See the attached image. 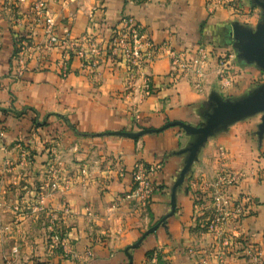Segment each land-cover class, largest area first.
Here are the masks:
<instances>
[{"label":"crops","instance_id":"crops-1","mask_svg":"<svg viewBox=\"0 0 264 264\" xmlns=\"http://www.w3.org/2000/svg\"><path fill=\"white\" fill-rule=\"evenodd\" d=\"M206 3L0 0V264L13 248L14 264H264V112L222 117L180 182L201 136L181 125L204 127L220 102L264 101L248 55L264 0ZM36 4L64 46L45 44ZM119 33L127 48L111 52ZM66 44L93 48L94 65ZM136 163L156 167L146 208L123 199ZM221 173L245 215L217 241L206 219Z\"/></svg>","mask_w":264,"mask_h":264},{"label":"built area","instance_id":"built-area-1","mask_svg":"<svg viewBox=\"0 0 264 264\" xmlns=\"http://www.w3.org/2000/svg\"><path fill=\"white\" fill-rule=\"evenodd\" d=\"M23 1V0H20ZM227 3V0H207L206 6L210 9H215L217 7L223 6ZM34 14L36 15L35 21L41 23L43 25L45 44L48 47L51 46H64V43L56 37L54 34V19L51 18L42 5L36 4L34 6ZM128 35L119 33L110 41L109 49L111 52L117 51L122 47H126L128 45ZM66 48H69L75 55H77L82 60L83 67H89L94 65V60L92 55L94 53L93 48L90 52H84L82 49H78L75 46H69L66 44ZM126 55L129 59L131 57L137 58L139 56V52H132L129 54L126 52ZM148 56V54H147ZM171 64L179 65L181 67H187V63L182 60L179 54H172L171 56ZM145 87H148L147 83H145ZM156 167L148 166L142 163H136L132 169V187L126 192L123 196L124 200L132 201L139 206L146 208L148 203L151 200L152 195L158 190L157 185L152 181L151 175L154 173ZM234 183V178L229 173H221L218 175L216 180L210 184L211 194V209L210 214L207 216V232L214 234L218 241V237L221 236V226L237 223L242 217L245 215V206L243 200H240L234 204L230 203L229 199L225 196L224 188L230 184ZM1 197L2 194L0 192V205H1ZM245 201V200H244ZM229 237L223 243L235 245L234 235L233 233H228ZM57 240V238H56ZM218 243V242H217ZM217 243L215 245H217ZM221 246V244H220ZM245 252H249L250 246H246ZM248 249V250H247ZM17 255V249L13 248L12 256L13 259L8 261V264H14V260ZM200 264H209L207 259L201 260Z\"/></svg>","mask_w":264,"mask_h":264},{"label":"water","instance_id":"water-1","mask_svg":"<svg viewBox=\"0 0 264 264\" xmlns=\"http://www.w3.org/2000/svg\"><path fill=\"white\" fill-rule=\"evenodd\" d=\"M264 7V5H263ZM264 34V16H263V24L261 29L254 35L251 36V50L249 51L248 55L251 59L256 61L262 67H264V55L262 51L259 49L258 41L261 39L262 35ZM257 112H264V101L261 103L250 105V106H239L232 104L230 102H220L217 104L214 112L209 117L207 124L198 129L190 128L186 125H181L185 131L191 134L201 135L197 142L193 145V149L190 153L188 163L185 166L180 182L183 179V175L185 171L188 169L189 165L191 164L192 160L194 159L195 153L201 143L205 140V138L210 134L216 123L224 116H231V117H242L245 115L257 113ZM179 124V123H178Z\"/></svg>","mask_w":264,"mask_h":264},{"label":"rangeland","instance_id":"rangeland-1","mask_svg":"<svg viewBox=\"0 0 264 264\" xmlns=\"http://www.w3.org/2000/svg\"><path fill=\"white\" fill-rule=\"evenodd\" d=\"M49 235H50V236H49ZM52 235H56L55 237H58V236H59V233L53 234V231H49V234H48V239H49V240H53V239H55L54 241H56V242H61V241H62L61 238H59L58 240H56L55 237L52 238ZM46 236H47V235H46Z\"/></svg>","mask_w":264,"mask_h":264}]
</instances>
